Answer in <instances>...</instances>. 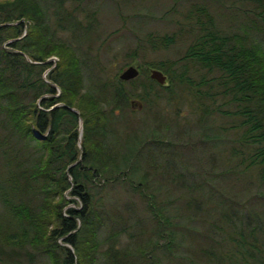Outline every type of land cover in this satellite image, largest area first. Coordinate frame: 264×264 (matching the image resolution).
Listing matches in <instances>:
<instances>
[{
	"label": "trees",
	"instance_id": "trees-1",
	"mask_svg": "<svg viewBox=\"0 0 264 264\" xmlns=\"http://www.w3.org/2000/svg\"><path fill=\"white\" fill-rule=\"evenodd\" d=\"M82 1L0 0V264H264L263 215L240 212L237 200L214 192L212 178L184 186L174 162L150 149L179 140L156 128L128 143L111 137L132 97L151 110L161 98L188 94L213 161L227 153L233 181L249 174L264 184V0H240L251 24L238 31L217 25L208 5L192 0L185 25L148 33L130 55L159 54L183 39L185 50L146 61L145 77L129 81L101 78L92 54L97 13ZM52 56L59 60L44 75ZM85 68L97 75L90 89ZM153 68L166 84L151 78ZM216 114L226 125L216 126ZM113 184L144 203L147 229L141 217L132 222V200L107 199L103 188ZM165 185L186 192L185 209L177 205L183 194L161 196ZM257 196L264 206V192ZM201 212L209 217L202 230L191 223ZM125 235L137 244L122 247Z\"/></svg>",
	"mask_w": 264,
	"mask_h": 264
},
{
	"label": "rangeland",
	"instance_id": "rangeland-1",
	"mask_svg": "<svg viewBox=\"0 0 264 264\" xmlns=\"http://www.w3.org/2000/svg\"><path fill=\"white\" fill-rule=\"evenodd\" d=\"M191 1L83 0L81 6L85 11L92 10L97 13L98 19L96 25H94L95 32L93 33L92 40L94 50L92 54L97 56L99 64L104 69V75H101V78H113L116 74L120 76L130 65L137 66L140 70L139 78L141 76L144 78L146 74L142 71L145 69L146 61L153 62L177 58L187 46L188 42L186 39L177 42L169 50L160 52L159 54L148 53L143 48L139 49L140 51L135 57L130 54L139 48L140 45L144 46V38L148 33H172L181 27V23L185 25L187 23V9ZM196 1L206 3L211 13L215 16L216 24L226 29L238 31L243 24H251L244 10L246 6L240 0ZM69 5V8L72 9L71 4ZM73 44L75 45V42ZM49 59H51L50 62L53 64L44 75H47L56 66L59 57L52 56ZM89 65L92 66L90 63ZM84 72L86 88L90 89L97 75H94L86 68ZM148 72L151 74L150 70ZM57 89L60 93V89ZM191 100L188 94H182L181 97L176 96L173 100L165 97L159 100L158 105L153 106L149 110L139 97L134 96L130 99V107L125 112V116H123L126 121L116 125L117 130L121 132L112 133L111 137L116 143L122 142L123 144L130 142V140L132 141L133 136L131 135L133 134L143 137L145 133L154 134V128L160 130L167 139L172 137L174 140H179L180 144L177 147L175 145V148L171 147L168 149L164 146L158 147L152 145L150 149L152 148L157 155V160L160 162H174L177 168L176 172L181 174L180 180L185 181L184 186L194 188L197 183L203 182L205 177L212 178L213 183L216 184L214 192L217 194L225 193L237 200L239 203L237 208L240 212L244 213L245 209L248 211L254 209L259 211L264 217V208L262 209L264 206L261 204L263 199L257 196L259 192L263 194L264 184L259 186L258 181L253 179L252 175L249 174L243 179L240 177L238 182L233 181L232 175L227 171L229 167V156L227 153H222V157L217 155V161H213L212 158L214 154L216 155V152L209 143L205 142L201 135L200 111L196 109V105H193ZM215 118L216 126L226 125V121L220 119L217 114ZM129 127L131 128L128 131L130 133H125L127 131L126 128ZM166 127L167 129L164 130ZM231 137H234L232 133L228 135V139ZM187 142L190 143L188 144ZM230 143L227 141V144ZM107 187H104L102 192L104 195L107 194L108 200L116 201L118 205H124L128 200L134 202V208H136L134 211H136L137 215L133 214V223L141 217L144 221L143 225H146V229L150 226L149 214L144 203L137 196H129L120 184H113L109 186V189ZM162 189L161 196L168 194V189L172 190V198H179L183 194V199L177 202V205L181 209H185V191L183 193L179 187L176 188L173 185L170 188L166 187V185L162 186ZM196 193L200 194V191ZM205 193H207V190ZM257 199H259L260 203ZM208 218L207 213L201 212L199 218H196L191 223L202 230L207 225ZM105 235L106 232L104 231L101 237H105ZM121 239L120 245L122 247L136 245L138 242L137 238L135 241H131L127 235Z\"/></svg>",
	"mask_w": 264,
	"mask_h": 264
},
{
	"label": "water",
	"instance_id": "water-1",
	"mask_svg": "<svg viewBox=\"0 0 264 264\" xmlns=\"http://www.w3.org/2000/svg\"><path fill=\"white\" fill-rule=\"evenodd\" d=\"M21 22H23L24 24H26V20H24V19H22V20H20V21H18L16 23H21ZM28 60L30 62H32V60L30 58H28ZM50 61H51V59L47 60L46 62L49 63ZM139 75H140L139 68L137 66L130 65L129 67H127L120 74L119 77L123 81H129V80H132V79L137 78ZM150 76H151L152 79L156 80L158 83H160L162 85L166 84V82H167V76H166V74H164V72L161 71V70H159V69H156V68L151 69ZM60 105H62V104H60ZM70 109L72 111H74L75 113L79 114V110L78 109L71 108V107H70ZM79 133H80V143H79V145H80V150H81V156H80V158H79V160L77 162H79L82 159V157H83V147H82V144H81V137H82V134H83V122H82V118L80 119ZM36 136L38 138H40V139L44 138V135H41L39 133H36ZM76 163H74L73 165H75ZM73 165H71V166H73Z\"/></svg>",
	"mask_w": 264,
	"mask_h": 264
}]
</instances>
